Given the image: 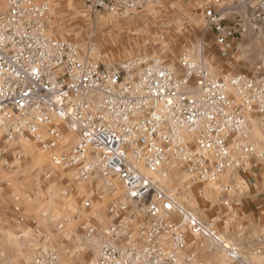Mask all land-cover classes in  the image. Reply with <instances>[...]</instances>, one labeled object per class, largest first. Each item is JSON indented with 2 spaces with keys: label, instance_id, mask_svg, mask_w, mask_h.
<instances>
[{
  "label": "built area",
  "instance_id": "2783aa9c",
  "mask_svg": "<svg viewBox=\"0 0 264 264\" xmlns=\"http://www.w3.org/2000/svg\"><path fill=\"white\" fill-rule=\"evenodd\" d=\"M83 1L94 10L125 14L151 0ZM249 7L250 21L264 25V0H251ZM46 8L40 0H0L3 166L10 168L6 145L18 137L36 141L49 153L47 177L59 167L73 168L80 181L96 172L107 182L111 177L121 182L127 199L142 205L145 222L135 229L124 221L102 229L93 264H203L188 251L185 229L214 237L213 229L160 183L176 160L184 190L210 182L230 192L234 184L222 183V175L247 174L264 160V150L250 142L247 126L249 115L264 117V62L248 74L215 78L187 53L179 58L181 74L156 57L99 65L84 58L73 42L46 34ZM210 20L223 36L246 30L240 23L223 25L225 16L218 13ZM61 126L76 135L68 148L59 149ZM125 208L122 203L110 211ZM176 214L181 221L173 218ZM83 228L92 235L93 228ZM225 249L237 252L235 246ZM55 260L44 254L35 264Z\"/></svg>",
  "mask_w": 264,
  "mask_h": 264
},
{
  "label": "rangeland",
  "instance_id": "374dc122",
  "mask_svg": "<svg viewBox=\"0 0 264 264\" xmlns=\"http://www.w3.org/2000/svg\"><path fill=\"white\" fill-rule=\"evenodd\" d=\"M40 1L47 5L42 16L46 34L73 42L84 58L99 65L156 57L181 74L179 58L187 53L215 78L248 74L264 62V30L250 21L251 0H151L125 14L94 10L83 0ZM214 13L225 16L223 25L244 26L246 38L241 42L243 33L223 36L210 20ZM257 117L249 115L247 126H254L250 131L259 143L263 133L258 122L264 126V120ZM61 130L64 140L59 149L68 148L76 135L63 126ZM6 159L9 169L0 159V264H35L44 254L55 255L52 264H93L102 229L119 221L135 229L145 222L142 205L127 199L115 177L107 182L95 172L80 181L73 168L59 167L47 177L49 153L36 141L15 138L6 145ZM166 170L168 177L160 185L177 192L181 206L214 231V237H207L186 228L188 251L203 264H264V241L259 240L264 206L259 201L241 206L234 200L235 186L223 192L210 182L193 183L184 190L181 163L171 161ZM230 176L226 172L220 181L230 184ZM122 203L124 211H110ZM173 218L182 220L179 214ZM83 226L93 228L92 235ZM225 246H235L241 258Z\"/></svg>",
  "mask_w": 264,
  "mask_h": 264
},
{
  "label": "crops",
  "instance_id": "0c3cea01",
  "mask_svg": "<svg viewBox=\"0 0 264 264\" xmlns=\"http://www.w3.org/2000/svg\"><path fill=\"white\" fill-rule=\"evenodd\" d=\"M262 30H264V25H261ZM243 35L241 37V42L242 40H244L246 38V34L243 32ZM254 68H252L251 70H249L247 73H250L253 71ZM257 119H261L264 120V117L258 115ZM258 124H260V128L259 129L263 134L262 137L263 139L259 141V143H256V138H254L251 134L250 130H254V126L252 124H249V132H250V142L252 144H254V146L257 149L256 144H259V146H261V148L259 150H264V126L258 122ZM263 165H264V160H261L258 162L257 166L253 169H251L247 174H236V173H231L230 179L228 180V182H231L234 184L235 189H236V197L234 198V200L237 202V204H241V206L243 205H247V203L249 202V200H252V202L255 200L259 203V206H264V169H263Z\"/></svg>",
  "mask_w": 264,
  "mask_h": 264
},
{
  "label": "bare ground",
  "instance_id": "6f19581e",
  "mask_svg": "<svg viewBox=\"0 0 264 264\" xmlns=\"http://www.w3.org/2000/svg\"><path fill=\"white\" fill-rule=\"evenodd\" d=\"M189 188H190V187H189ZM189 188H188V189H189Z\"/></svg>",
  "mask_w": 264,
  "mask_h": 264
}]
</instances>
